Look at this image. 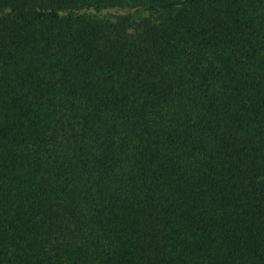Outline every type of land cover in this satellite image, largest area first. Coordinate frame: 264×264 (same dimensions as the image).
Instances as JSON below:
<instances>
[{
    "label": "trees",
    "instance_id": "1",
    "mask_svg": "<svg viewBox=\"0 0 264 264\" xmlns=\"http://www.w3.org/2000/svg\"><path fill=\"white\" fill-rule=\"evenodd\" d=\"M0 264H264V0H0Z\"/></svg>",
    "mask_w": 264,
    "mask_h": 264
},
{
    "label": "rangeland",
    "instance_id": "2",
    "mask_svg": "<svg viewBox=\"0 0 264 264\" xmlns=\"http://www.w3.org/2000/svg\"><path fill=\"white\" fill-rule=\"evenodd\" d=\"M125 10L126 9H122V8H119V7H114V8L108 9L106 13L115 15V14H119V13L125 12Z\"/></svg>",
    "mask_w": 264,
    "mask_h": 264
}]
</instances>
